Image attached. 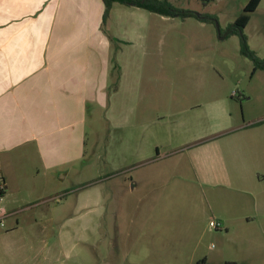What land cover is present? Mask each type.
Instances as JSON below:
<instances>
[{
    "label": "crops",
    "instance_id": "obj_1",
    "mask_svg": "<svg viewBox=\"0 0 264 264\" xmlns=\"http://www.w3.org/2000/svg\"><path fill=\"white\" fill-rule=\"evenodd\" d=\"M135 8L114 4L104 22L103 0H0V176L8 214L0 228V264L53 259L56 216L87 214L91 113L105 109L118 129L110 150L113 176L129 173L134 189H143L137 202L143 215H168L162 205L170 200V173L187 188L264 180L255 169L264 166V118H234L228 94L210 96L215 86H200L203 102L185 115L176 110L151 117V103L176 108L181 87L161 77L154 81L166 59L157 58L165 55L163 41L151 29L165 21H136L138 12L145 13ZM95 192L97 215H104L103 193ZM113 213L127 211L118 204ZM263 251L251 246L242 256L199 253L197 264H253Z\"/></svg>",
    "mask_w": 264,
    "mask_h": 264
},
{
    "label": "rangeland",
    "instance_id": "obj_2",
    "mask_svg": "<svg viewBox=\"0 0 264 264\" xmlns=\"http://www.w3.org/2000/svg\"><path fill=\"white\" fill-rule=\"evenodd\" d=\"M169 1L197 14L214 15L216 20L202 25L195 17L162 16L135 8L145 13L140 16L138 12L136 21H165L161 28L151 29L163 41L165 55L157 53V58L163 55L166 59L161 73L154 70V81L160 82L161 77L167 84L181 87L178 106L151 103V117L176 110L187 114L191 106L204 100L202 94L197 96L199 87L210 85L216 87L210 96L229 95L227 108L234 118H264V70L254 71L252 60L241 54L240 36L228 34V27L250 0H214L207 5L201 0ZM244 34L250 47L264 58V0L251 13ZM106 117L105 109L100 115H89L84 176L90 198L88 212L65 215L64 219L56 216V254L44 263L40 260L41 264H197V256L202 254L223 251V255L242 256L246 247L264 246V180L222 185L199 182L187 188L178 185L176 172L170 173L171 184L165 189L170 200L162 205L168 215H143V204L137 203L143 189H134L129 173L113 176L110 150L118 129ZM254 133L256 138L262 134L261 129ZM257 166L264 175V166ZM96 188L103 193L104 215H97L101 206L95 201ZM60 199L65 195L57 197ZM118 204L127 213L114 215ZM211 221L217 226L210 225ZM62 230L66 235L61 237ZM246 230L251 232L242 235L240 231ZM256 255L259 260L253 264H264V251Z\"/></svg>",
    "mask_w": 264,
    "mask_h": 264
},
{
    "label": "trees",
    "instance_id": "obj_3",
    "mask_svg": "<svg viewBox=\"0 0 264 264\" xmlns=\"http://www.w3.org/2000/svg\"><path fill=\"white\" fill-rule=\"evenodd\" d=\"M204 5L214 0H201ZM105 4L104 22L114 4H125L136 6L153 13L166 16H180L195 17L205 22H215L216 17L210 14H197L194 10L183 9L175 6L169 0H103ZM261 0H250L244 8L243 13L239 15L234 24L228 27V34H237L240 36L241 54L250 58L254 64L253 70H264V58L260 57L255 50H253L249 43L247 36L244 34V28L250 20L251 13L256 10ZM116 68V65H115ZM116 70V69H115Z\"/></svg>",
    "mask_w": 264,
    "mask_h": 264
},
{
    "label": "built area",
    "instance_id": "obj_4",
    "mask_svg": "<svg viewBox=\"0 0 264 264\" xmlns=\"http://www.w3.org/2000/svg\"><path fill=\"white\" fill-rule=\"evenodd\" d=\"M6 192V185L3 178L0 176V228L6 227V219H7V210L5 208V193ZM212 226H217V223L211 221L210 223Z\"/></svg>",
    "mask_w": 264,
    "mask_h": 264
},
{
    "label": "water",
    "instance_id": "obj_5",
    "mask_svg": "<svg viewBox=\"0 0 264 264\" xmlns=\"http://www.w3.org/2000/svg\"><path fill=\"white\" fill-rule=\"evenodd\" d=\"M218 26V25H217Z\"/></svg>",
    "mask_w": 264,
    "mask_h": 264
}]
</instances>
